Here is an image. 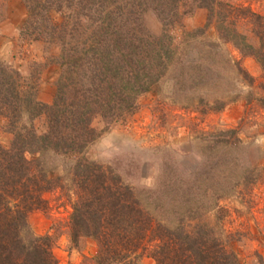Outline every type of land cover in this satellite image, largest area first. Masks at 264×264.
<instances>
[{
  "label": "trees",
  "instance_id": "16d2710c",
  "mask_svg": "<svg viewBox=\"0 0 264 264\" xmlns=\"http://www.w3.org/2000/svg\"><path fill=\"white\" fill-rule=\"evenodd\" d=\"M24 1L28 17L22 35L58 45L60 76L53 101L42 105L34 101L32 84L0 64V116L7 120L12 136L8 149L0 146V264H55L49 237L33 236L27 224L30 212L46 208L42 195L53 188L38 160L47 151L76 157L71 231L73 238L82 231L97 242V264H135L130 258L146 239L158 243L151 255L156 264H239L214 229L196 223L186 230L189 226L181 221L172 230L152 217L118 175L82 157L97 137L91 127L95 117L108 123L122 119L136 109V97L162 79L169 67L184 70L168 35L180 24L182 0ZM194 2L207 12L206 28L212 25L223 43L255 58L264 71V16L221 0ZM149 11L163 27L159 36L144 29L143 17ZM52 13L59 14L61 21H52ZM244 20L252 27L256 46L238 30ZM197 52L199 61L191 71L195 77H189L190 71L180 74L190 78V89L222 90V82L228 83L213 73L224 67L230 68L233 78L252 84L239 64L222 60L212 50L198 48ZM222 108L215 104L209 110ZM42 114L47 123L43 135L32 126L17 127L24 115L30 122ZM235 135L227 130L208 137L215 145L225 144V137L239 143ZM240 179L246 185L253 182L251 172Z\"/></svg>",
  "mask_w": 264,
  "mask_h": 264
},
{
  "label": "rangeland",
  "instance_id": "374dc122",
  "mask_svg": "<svg viewBox=\"0 0 264 264\" xmlns=\"http://www.w3.org/2000/svg\"><path fill=\"white\" fill-rule=\"evenodd\" d=\"M194 1L182 0L180 24L168 32L183 71L195 77L191 71L199 61L198 48L208 49L239 64L252 84L233 78L230 68L224 67L213 73L228 83L222 82V90H193L190 78L180 76L183 71L169 67L162 79L136 97L133 113L113 123L100 117L92 120L97 137L82 157L118 175L156 221L172 230L181 221L189 226L186 230L196 223L209 226L239 264H264V102L259 101L264 99V71L255 58L223 43L212 25L206 28L207 12ZM221 1L264 16V0ZM27 17L24 0H0V64L35 87V102L49 105L60 76L59 47L22 35ZM51 19L61 21L57 13ZM143 26L151 35L162 34L151 11L143 17ZM200 29L199 36H188ZM251 29L245 20L238 28L256 46ZM214 103L223 108L210 111ZM23 126L43 135L46 118L42 114L29 122L24 115L17 127ZM227 130L236 132L239 143L232 137H225V144L211 143L209 134ZM11 140L8 122L0 116V146L8 149ZM38 160L53 188L42 195L46 208L28 214L30 233L49 237L55 264H97V242L82 231L73 238L71 231L76 157L47 151ZM248 172L253 182L246 185L240 178ZM144 244L130 259L135 264H156L151 255L158 243L146 239Z\"/></svg>",
  "mask_w": 264,
  "mask_h": 264
}]
</instances>
